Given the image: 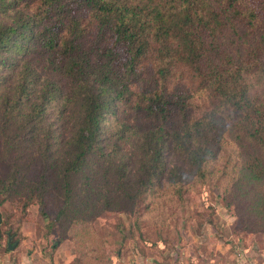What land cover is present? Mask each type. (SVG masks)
<instances>
[{"label":"trees","instance_id":"trees-1","mask_svg":"<svg viewBox=\"0 0 264 264\" xmlns=\"http://www.w3.org/2000/svg\"><path fill=\"white\" fill-rule=\"evenodd\" d=\"M103 160L148 245L142 216L160 187L181 198L219 165L264 180V0H0V240H20L50 178L65 196L57 220L78 211ZM72 225L54 243L101 264L102 241L92 255Z\"/></svg>","mask_w":264,"mask_h":264},{"label":"rangeland","instance_id":"rangeland-1","mask_svg":"<svg viewBox=\"0 0 264 264\" xmlns=\"http://www.w3.org/2000/svg\"><path fill=\"white\" fill-rule=\"evenodd\" d=\"M30 60L38 69L42 68L39 56H33ZM246 151L247 149L244 153ZM92 170L96 180H89L91 187L88 193L83 195L76 192L71 200L78 211L70 208L68 215L63 214L57 220L56 216L65 206V196L58 188V184L50 178L45 189L44 205H40L34 199L28 205L26 211L28 214L22 226L25 231L38 228L42 232L41 235L49 234L53 242L59 239L57 236L59 229L69 234L68 227L77 224L75 238L81 237L83 241L91 242L92 246L98 249L94 250L92 255H99L101 247H104L105 259L101 263L104 264L108 255L115 256L116 251H125L126 245L123 246L121 243L123 239L130 243L127 251L133 250L138 233L134 224L135 217L131 212L133 204L116 191V173L111 169V165L103 160L94 165ZM134 170L132 169V172ZM5 172L6 168L0 166V174L4 175ZM25 183L26 181L23 186L27 185ZM85 185V178L80 175L74 179L75 190H80ZM187 186L181 198L174 195L170 188L162 186L147 199L152 209L143 213L145 226H142V230L148 240L154 241L158 236H162L168 241L167 244L173 247L176 241L184 238L181 235L188 229L196 235L205 237L208 225L218 230L222 229L221 215L227 217L226 235L264 234L262 212L264 180L252 181L246 178L230 180L228 174L224 175V168L219 165L215 169L214 177L209 181L197 185L189 182ZM106 195L111 198L109 206L105 203ZM22 199L21 195L9 198L6 205L8 215H13L14 207L17 211L21 210V206L16 208L15 201L20 202ZM22 204L23 202L20 203ZM54 221L57 222L55 225ZM50 223L51 230L47 227ZM62 242L72 250L71 264H77L79 253L76 251L74 241L65 238L59 243ZM99 242L101 247L98 246ZM90 262L99 263L93 258Z\"/></svg>","mask_w":264,"mask_h":264},{"label":"crops","instance_id":"crops-1","mask_svg":"<svg viewBox=\"0 0 264 264\" xmlns=\"http://www.w3.org/2000/svg\"><path fill=\"white\" fill-rule=\"evenodd\" d=\"M220 217L222 229L208 225L205 237L188 229L173 247L162 236L150 245L137 236L133 250L127 251L130 243L123 239L125 251L108 255L104 264H264V234L226 235L227 217ZM41 233L38 228L25 231L22 226L20 240L12 238L13 248H9L8 237L3 236L0 264H71V248Z\"/></svg>","mask_w":264,"mask_h":264},{"label":"water","instance_id":"water-1","mask_svg":"<svg viewBox=\"0 0 264 264\" xmlns=\"http://www.w3.org/2000/svg\"><path fill=\"white\" fill-rule=\"evenodd\" d=\"M0 222H1V214H0ZM11 241H12V237L9 236L8 237V245H9V248H13L14 247V245L11 243Z\"/></svg>","mask_w":264,"mask_h":264}]
</instances>
